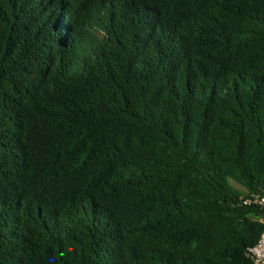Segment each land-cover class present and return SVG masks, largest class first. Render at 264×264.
<instances>
[{
    "label": "trees",
    "instance_id": "16d2710c",
    "mask_svg": "<svg viewBox=\"0 0 264 264\" xmlns=\"http://www.w3.org/2000/svg\"><path fill=\"white\" fill-rule=\"evenodd\" d=\"M259 191L264 0H0V264H252Z\"/></svg>",
    "mask_w": 264,
    "mask_h": 264
},
{
    "label": "built area",
    "instance_id": "2783aa9c",
    "mask_svg": "<svg viewBox=\"0 0 264 264\" xmlns=\"http://www.w3.org/2000/svg\"><path fill=\"white\" fill-rule=\"evenodd\" d=\"M243 204L254 205L264 211V191L252 192L245 198H242ZM248 254L252 260V264H264V231H262L255 242L249 248Z\"/></svg>",
    "mask_w": 264,
    "mask_h": 264
},
{
    "label": "rangeland",
    "instance_id": "374dc122",
    "mask_svg": "<svg viewBox=\"0 0 264 264\" xmlns=\"http://www.w3.org/2000/svg\"><path fill=\"white\" fill-rule=\"evenodd\" d=\"M233 186H235L241 192H245V189L238 183L232 181Z\"/></svg>",
    "mask_w": 264,
    "mask_h": 264
}]
</instances>
